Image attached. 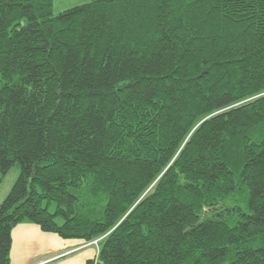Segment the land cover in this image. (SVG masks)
Wrapping results in <instances>:
<instances>
[{"label": "trees", "instance_id": "obj_1", "mask_svg": "<svg viewBox=\"0 0 264 264\" xmlns=\"http://www.w3.org/2000/svg\"><path fill=\"white\" fill-rule=\"evenodd\" d=\"M0 0V264L36 225L86 264H264V0Z\"/></svg>", "mask_w": 264, "mask_h": 264}, {"label": "crops", "instance_id": "obj_2", "mask_svg": "<svg viewBox=\"0 0 264 264\" xmlns=\"http://www.w3.org/2000/svg\"><path fill=\"white\" fill-rule=\"evenodd\" d=\"M99 247L82 240H63L36 225L22 223L11 232L10 264H86Z\"/></svg>", "mask_w": 264, "mask_h": 264}, {"label": "rangeland", "instance_id": "obj_3", "mask_svg": "<svg viewBox=\"0 0 264 264\" xmlns=\"http://www.w3.org/2000/svg\"><path fill=\"white\" fill-rule=\"evenodd\" d=\"M91 0H53V14L58 15L68 9L81 6L88 3ZM19 175L18 169L13 168L8 176L4 179H0V205L5 200L9 192L11 191L15 181ZM96 245V244H94Z\"/></svg>", "mask_w": 264, "mask_h": 264}, {"label": "built area", "instance_id": "obj_4", "mask_svg": "<svg viewBox=\"0 0 264 264\" xmlns=\"http://www.w3.org/2000/svg\"><path fill=\"white\" fill-rule=\"evenodd\" d=\"M93 244H96L97 245V242H94Z\"/></svg>", "mask_w": 264, "mask_h": 264}]
</instances>
